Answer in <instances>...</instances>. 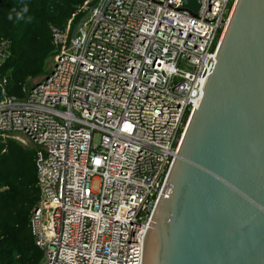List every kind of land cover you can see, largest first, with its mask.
Returning a JSON list of instances; mask_svg holds the SVG:
<instances>
[{"label":"built area","instance_id":"obj_1","mask_svg":"<svg viewBox=\"0 0 264 264\" xmlns=\"http://www.w3.org/2000/svg\"><path fill=\"white\" fill-rule=\"evenodd\" d=\"M198 1L86 0L75 38L51 28L50 74L0 105V135L36 147L43 264H141L237 0Z\"/></svg>","mask_w":264,"mask_h":264},{"label":"water","instance_id":"obj_2","mask_svg":"<svg viewBox=\"0 0 264 264\" xmlns=\"http://www.w3.org/2000/svg\"><path fill=\"white\" fill-rule=\"evenodd\" d=\"M215 60L151 215L141 264H264V0L236 1ZM6 98L0 82V105Z\"/></svg>","mask_w":264,"mask_h":264},{"label":"trees","instance_id":"obj_3","mask_svg":"<svg viewBox=\"0 0 264 264\" xmlns=\"http://www.w3.org/2000/svg\"><path fill=\"white\" fill-rule=\"evenodd\" d=\"M86 0H0V82L7 98L26 96L25 83L45 78L55 57L51 28L73 27ZM52 59V60H50ZM36 147L0 135V264H41L29 229L40 202Z\"/></svg>","mask_w":264,"mask_h":264},{"label":"rangeland","instance_id":"obj_4","mask_svg":"<svg viewBox=\"0 0 264 264\" xmlns=\"http://www.w3.org/2000/svg\"><path fill=\"white\" fill-rule=\"evenodd\" d=\"M55 55H56V54H55ZM50 60H52V59H50ZM55 61H56V60H54V58H53L52 61H49V62H48V65H47V70H48V72L52 69L53 64L55 65V63H56ZM46 77H47V76H46ZM46 77H45V78H46ZM45 78H42L41 76H38V77H35V78H32V79L28 80V81L25 83V86H24V90H25V92H28V91L31 89V87H32L35 83L40 82V81H43ZM8 139H13V138H8ZM13 140H15V139H13ZM15 141H16V140H15ZM17 142H18V141H17ZM95 142L98 143V141H97L96 138H95ZM18 143H19V142H18ZM19 144H21V143H19ZM21 145H23V144H21ZM27 145H32V144H26V146H27ZM92 186L95 187V188H97V186H98V181H97V180L93 181ZM40 251H41V250H40ZM41 253H42V251H41ZM42 257H43V253H42ZM41 264H43V259H42Z\"/></svg>","mask_w":264,"mask_h":264}]
</instances>
